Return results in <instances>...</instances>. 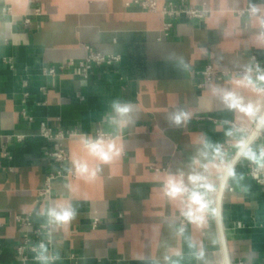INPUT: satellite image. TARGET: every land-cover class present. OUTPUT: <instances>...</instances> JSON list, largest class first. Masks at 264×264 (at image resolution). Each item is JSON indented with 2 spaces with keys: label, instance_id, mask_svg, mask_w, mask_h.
I'll list each match as a JSON object with an SVG mask.
<instances>
[{
  "label": "crops",
  "instance_id": "1",
  "mask_svg": "<svg viewBox=\"0 0 264 264\" xmlns=\"http://www.w3.org/2000/svg\"><path fill=\"white\" fill-rule=\"evenodd\" d=\"M133 1L0 0V264H17L23 230L16 217L45 223L36 215L41 208L67 203L77 215L52 231L48 248L59 255L55 264H165L166 255L179 264H264V188L247 177V161L237 157L236 147L246 139L258 150L264 124L227 111L207 86L233 88L243 65L264 63V0H187L205 16L170 20L169 31L159 15L142 12ZM250 2L260 13L249 14ZM87 47L121 61L94 67L87 79L71 69L43 73L84 59ZM176 57L189 70H179ZM208 67L215 74L207 81L202 72ZM239 91L264 104V97ZM117 98L136 106V122L120 133L106 123ZM177 107L191 113L179 128L165 119ZM42 123L74 132L63 142L66 163L59 166L46 156ZM98 131L119 135L123 153L96 180L85 181L73 162L96 163L80 138ZM13 135L27 138L18 144ZM203 138L225 147L247 189L231 181L218 186L212 194L215 214L197 226L180 217L179 203L163 197L160 185L169 172L187 171ZM58 171L68 179L54 181L53 194L38 201L46 177ZM182 224L194 250L175 235ZM192 251H202L203 260Z\"/></svg>",
  "mask_w": 264,
  "mask_h": 264
},
{
  "label": "clouds",
  "instance_id": "2",
  "mask_svg": "<svg viewBox=\"0 0 264 264\" xmlns=\"http://www.w3.org/2000/svg\"><path fill=\"white\" fill-rule=\"evenodd\" d=\"M260 11L255 3H249L250 15H257ZM176 67L181 71L189 70V65L183 57H176ZM207 86L211 94L220 100L227 111L238 112L249 118H257L259 123L264 124V114H262L264 104L260 101L254 103L246 100L239 91V89H248L258 97H264V66L258 63L243 65L233 88H223L215 82H209ZM110 107L111 111L106 118V123L117 133L136 122V106L131 101L117 98L111 102ZM165 119L170 126L179 128L190 121L191 113L177 107L169 111ZM226 135L231 136L232 131H227ZM80 142L88 155L96 161L94 165L81 160L73 162L75 174L85 181L96 180L103 172V167L119 159L123 153V144L119 135H109L102 131H98L95 136L81 134ZM236 147L237 157L242 162L247 161L255 165L257 173L264 172V146L257 150L250 141L240 139ZM212 169H215V173ZM229 181L242 190L247 189L244 184V173L237 171L234 160L227 157L222 146L203 138L187 165V171L169 172L160 185V191L167 200L179 203V215L183 220L202 226L208 215L215 214L212 194L216 192L218 186L227 185ZM36 215L46 218L50 243V233L75 219L77 209L71 203L50 204L41 208ZM174 231L176 236L184 237L190 250L196 248V245L186 236V227L183 224ZM33 250L39 264H55V261L59 259L58 253H49L48 244L44 241L34 246ZM173 255L179 257L180 253L176 252ZM192 255L198 261L203 260L204 257L202 251H192ZM164 260L165 264H179L178 260H173L171 255H166Z\"/></svg>",
  "mask_w": 264,
  "mask_h": 264
},
{
  "label": "built area",
  "instance_id": "3",
  "mask_svg": "<svg viewBox=\"0 0 264 264\" xmlns=\"http://www.w3.org/2000/svg\"><path fill=\"white\" fill-rule=\"evenodd\" d=\"M160 2H163V6H160ZM132 5L140 9L142 12L147 14L159 15L163 21V30L169 31L172 27L170 20L177 19L180 16H185L189 19H203L205 11L202 8H194L187 5V0H136L133 1ZM127 6H130L129 3ZM10 11L9 9H5ZM38 12V11H37ZM30 19L24 20V25H29ZM87 54L84 59L77 63L69 62L65 65L50 66L43 70L46 75H63L67 71L73 70V74L82 78L87 79L94 67H113L117 65L121 58L119 55L102 54L87 47ZM3 64L9 65L11 68L12 62L10 59H4ZM261 66L264 63L255 61ZM215 72L208 67L202 72L205 80H211ZM27 97V94L24 95ZM74 135L73 131H53L46 123H42L39 131V137L43 139L47 145L46 156L50 158L55 164L62 165L69 159L68 154L64 148V140ZM12 138L18 143L22 144L26 140L25 135H13ZM224 149L225 147L221 145ZM264 146V145H262ZM6 155V154H4ZM247 177L251 179L257 186L264 188V172H256V166L250 163H246ZM57 179H68V176L63 175L61 172L51 173L45 179L44 187L37 192L38 201H43L49 198L53 194V182ZM230 191L232 189H229ZM16 222L23 230L22 242L16 247V259L17 264H27L29 261H37L35 259L36 253L34 252V246L38 245L41 241L48 244V247L52 245V232L51 242L49 243V228L47 222L35 224L30 215L24 217H16ZM51 251V249H49Z\"/></svg>",
  "mask_w": 264,
  "mask_h": 264
}]
</instances>
